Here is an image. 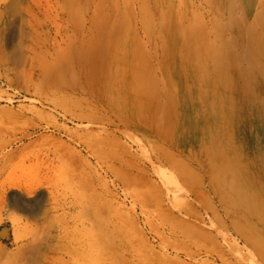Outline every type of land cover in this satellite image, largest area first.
<instances>
[{
    "label": "bare ground",
    "instance_id": "1",
    "mask_svg": "<svg viewBox=\"0 0 264 264\" xmlns=\"http://www.w3.org/2000/svg\"><path fill=\"white\" fill-rule=\"evenodd\" d=\"M151 3L0 0V72L13 71L7 78L16 91L53 112L31 120L87 126L72 134L98 162L92 167L58 148L25 176L15 161L27 150L5 152L13 140L0 132V264H149L138 209L153 225L155 198L139 189L134 166L120 171L105 160L95 126L108 124L160 137L153 164L176 182L180 213L227 232L237 251L243 245L253 264H264V4L249 19L255 0H181L169 28L175 6L168 1L169 26L152 50L150 81L161 87L155 101L136 109L137 87L145 84L136 66L138 9L150 19ZM4 41L18 42L13 69Z\"/></svg>",
    "mask_w": 264,
    "mask_h": 264
},
{
    "label": "rangeland",
    "instance_id": "2",
    "mask_svg": "<svg viewBox=\"0 0 264 264\" xmlns=\"http://www.w3.org/2000/svg\"><path fill=\"white\" fill-rule=\"evenodd\" d=\"M138 1L140 5L141 1L144 2L145 0H138ZM154 1L155 0H152V3L150 4V9H151L150 19H149V15L146 19H143L144 8L142 10L140 8L138 9L139 36H137L136 40H137V45L138 46L140 45L139 47H137V51H138L137 55L139 54L140 55L139 57L136 55V59L138 58L139 60L136 61L138 63V64L136 63L137 64L136 66L138 71L141 70L142 73L138 71L137 72L142 76L139 75L138 73L137 75L141 76L143 83H145L141 87L145 88V90L147 88L149 89L146 90L147 92L144 91V89H142L139 86L141 85V81L139 82L137 88L138 91H142L143 94L141 92L137 93L136 104H135L136 109L137 108L143 109L142 107L144 106L142 105H145L147 103L146 101H149V98L150 101H155L153 96L154 90L156 91L161 87V85H159L157 88L152 87V84H154V82L152 81H155L156 78L153 72L154 70H156L155 66L157 63L156 60L154 59L156 54H153L154 51L152 50L154 46L153 42H155V44L157 42L159 43L158 40L161 41L162 39L161 37L165 36L164 31L169 26V21L165 20V18L163 17V14L165 16L166 11L169 12L170 10L168 9L169 8L168 1H172V4L175 6L173 11L174 23L171 24L169 28L176 26L174 24L179 19V15H180L179 13H181L182 11L181 0L179 1L157 0L155 2ZM153 2L155 3V5L158 3V6L156 7L155 5H152L154 4ZM263 4H264V0H255L253 7L249 8L251 15H247V17L251 19L255 14H257L261 10ZM206 10L209 11L208 8H203L201 9V12L203 13ZM155 12L158 16L160 15L161 16L160 17L156 16ZM204 16L205 14H203V17ZM148 19L150 21V24L147 25V27L145 28V30L147 31L149 30V32L147 33L146 31H144L143 22L147 21ZM200 19L202 18L200 17ZM159 23H161L162 25ZM159 27H161V29ZM3 44H4V51L8 57L10 68L13 69L14 66H13L12 56L19 48L18 42L16 41L14 42V44H10L7 41H4ZM263 54H264V50H263ZM142 56H144L143 59ZM139 58L141 59V61ZM148 58H149L148 61L145 60ZM144 63L146 64V66ZM147 64L149 65V67ZM151 64L153 65L151 66ZM145 70L149 74H146ZM1 73L4 76H2L3 79H0V132L2 134L6 133L4 140H13L12 147L11 146L7 147L5 152L8 151L9 149L17 150L20 152L24 149L25 152L27 150L28 157H24L22 159L15 161L17 165L16 167H20L21 174L25 176H34L35 173H37L40 169V164H36L37 163L36 159L37 160L43 159L46 155H47L46 158L47 157L52 158L54 156V151L55 150L58 151L59 149H62L65 154L69 149L74 150L76 153L82 155L83 159L87 163H89L92 167L98 166L97 160L90 154V152H88L83 146H81L77 142V140H74V136L72 132L76 131V128H78V126H80L81 128L84 127V125L81 126V124H79L76 121L71 122L68 119L62 117H58V121L56 123L57 125L55 126L54 124H47L46 122H42L39 120H31V118L36 114L37 111L40 112L48 111V113H50L51 110L47 108L45 110L42 106H40V103H38L35 99L36 97L34 98L33 96H29V95L27 96L24 92H21L18 89L16 91L15 86H13L8 81L7 78V77H13L14 75L13 71H9L10 74H8L7 72L6 73L0 72V75ZM143 75H145L144 78ZM150 79L152 81H150ZM142 95L143 97H141ZM33 98L35 99V101ZM23 106L26 108H24ZM34 106L36 107V110H32ZM29 116L32 117L28 118ZM9 117H11V119H9ZM24 119H26V121H24ZM11 124H13V126L15 124L17 125L14 126L15 128L13 127L10 129V126L12 127ZM7 127L10 130H8ZM95 130L100 131V134H98V136L101 135V139L98 146L101 150H103L105 160L109 162L110 165L115 166V168H117L120 171H127L130 169L129 167L134 166L135 169L133 167L131 168L133 169L136 179L140 177L138 182L139 189L143 191L146 190V192H149L150 195L152 194V197L155 198V203H153V207H154L153 213L157 209L158 215L156 216L154 215L151 218L153 220V225L150 226L145 223V218L142 215L141 210L138 209L139 230L141 233V237L144 240H146V242L150 247L149 264H253L254 263L252 257L249 255L250 251L248 250V248H245V246L242 245V249L241 250L239 249V251H237L235 249V245L233 244L234 241L228 238L227 232L219 230V232L221 231L220 234L219 232H217L218 230L216 228L210 226L209 224L207 226H204L206 224L204 223L201 224V222L195 220L194 218L190 220L187 218L188 219L187 220L186 217L180 213L178 209V205L180 202L179 196H177V199L176 198L174 199L173 197L174 191L177 190L176 182L173 179H170L168 174L165 175V173L163 172V168L153 164V157L155 156V152L153 151V149H156L158 146L162 144L160 137L155 136L154 134L152 135L143 134L142 129H137L133 126L130 127L124 125L113 126L111 124H108L104 126L103 125L97 127L95 126ZM26 132L30 134H26ZM23 136H25V138L23 140H20V138ZM52 162L56 166L59 161L58 159H54L52 160ZM100 172H102V177L106 176L107 179L109 180L112 179V177L105 174L104 170H100ZM120 194L122 199H124L125 195L123 191H120ZM157 200H160L161 202L159 201V203H157ZM176 200H178L179 202H177ZM181 218L187 221L184 222L183 220H181ZM183 224L185 225V227ZM191 227L193 228L191 229ZM4 228H9V224L6 223L5 225H3L2 229ZM203 228L205 229L203 230ZM222 232H224V234H222ZM191 233L194 234L195 239ZM199 233H201L203 239L201 237H196V235L201 236ZM223 235L227 236L226 239L228 242L226 241ZM199 239L201 240V242H198ZM212 241L214 243H212ZM240 246L238 247L241 248Z\"/></svg>",
    "mask_w": 264,
    "mask_h": 264
}]
</instances>
